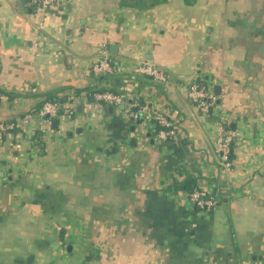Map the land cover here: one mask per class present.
Wrapping results in <instances>:
<instances>
[{
  "label": "crops",
  "instance_id": "0c3cea01",
  "mask_svg": "<svg viewBox=\"0 0 264 264\" xmlns=\"http://www.w3.org/2000/svg\"><path fill=\"white\" fill-rule=\"evenodd\" d=\"M215 84L203 113L191 85ZM48 95L84 99L41 131L22 117ZM0 121V264H264V0H0Z\"/></svg>",
  "mask_w": 264,
  "mask_h": 264
},
{
  "label": "built area",
  "instance_id": "2783aa9c",
  "mask_svg": "<svg viewBox=\"0 0 264 264\" xmlns=\"http://www.w3.org/2000/svg\"><path fill=\"white\" fill-rule=\"evenodd\" d=\"M53 0H29L31 5H34L35 12H44L48 5ZM93 69L98 72L110 71L111 66L107 60H99L93 64ZM134 71L140 74L151 75L153 77H158L163 79L162 72L153 64L149 62H143L134 67ZM190 95L193 101L196 103L197 107L203 113L207 112L211 105L214 104L216 95L209 89L198 88L197 85H191ZM98 101H104L110 104H119L122 102L123 98L121 95L112 92H98L96 95ZM84 97H77L75 95H69L65 103L51 101L49 99L44 100L41 107L35 111H29L22 117L23 121H28L31 117L38 120L37 128L41 131L51 130L52 121L58 118L62 114H66L70 111L71 106L74 102L82 100ZM60 108L62 112H60ZM140 110L144 113L149 110L146 104L140 106ZM152 120L157 125L158 134L162 138H170L174 135V128L172 122L162 113L157 111H152ZM15 134V124L14 122H1L0 121V145L3 144L5 139L12 138ZM230 135L220 134L215 141V149L219 154V159L221 164L229 168L231 161L229 159L230 153ZM205 193L202 191L195 190L189 195V200L196 207L204 208L212 204L213 201L210 199H205Z\"/></svg>",
  "mask_w": 264,
  "mask_h": 264
},
{
  "label": "trees",
  "instance_id": "16d2710c",
  "mask_svg": "<svg viewBox=\"0 0 264 264\" xmlns=\"http://www.w3.org/2000/svg\"><path fill=\"white\" fill-rule=\"evenodd\" d=\"M31 8L34 9V5H31ZM197 83L201 85V81L200 80H198ZM4 95H6L8 97H11V93L9 91H4ZM48 97H50L49 100H51V101H57V102H61L62 101L60 98L54 97L53 95H48ZM59 111L61 112L62 109L60 108ZM34 138H36V141H38L39 140L38 139V134H34ZM232 144H233V141H232V139H230V142H229L230 147H231ZM229 159H230V161L232 159V148H230ZM183 184L188 188V191H189L190 194L193 191H195V187L192 186V185H194V180L188 178L187 180H184ZM196 208L198 209L199 207H196Z\"/></svg>",
  "mask_w": 264,
  "mask_h": 264
},
{
  "label": "water",
  "instance_id": "95a60500",
  "mask_svg": "<svg viewBox=\"0 0 264 264\" xmlns=\"http://www.w3.org/2000/svg\"><path fill=\"white\" fill-rule=\"evenodd\" d=\"M204 84H205V82H204ZM213 93L215 94V95H219L220 94V85L219 84H215L214 86H213ZM126 105L124 104V103H120L119 104V107L121 108V109H123L124 107H125ZM109 108H111V106H109ZM130 109H131V111H133V112H136L137 111V121L138 122H141L142 121V119H143V113L141 112V111H139V106L138 105H133V106H131L130 107ZM55 122H53V126H55Z\"/></svg>",
  "mask_w": 264,
  "mask_h": 264
}]
</instances>
